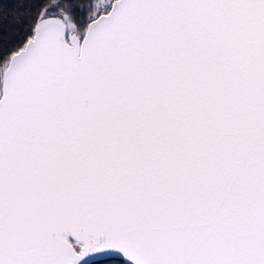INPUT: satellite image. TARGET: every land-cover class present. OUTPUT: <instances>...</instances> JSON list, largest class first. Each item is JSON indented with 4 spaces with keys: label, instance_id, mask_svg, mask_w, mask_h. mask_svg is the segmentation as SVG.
<instances>
[{
    "label": "snow or ice",
    "instance_id": "6c2138e0",
    "mask_svg": "<svg viewBox=\"0 0 264 264\" xmlns=\"http://www.w3.org/2000/svg\"><path fill=\"white\" fill-rule=\"evenodd\" d=\"M264 264V0H0V264Z\"/></svg>",
    "mask_w": 264,
    "mask_h": 264
},
{
    "label": "trees",
    "instance_id": "16d2710c",
    "mask_svg": "<svg viewBox=\"0 0 264 264\" xmlns=\"http://www.w3.org/2000/svg\"><path fill=\"white\" fill-rule=\"evenodd\" d=\"M8 2H11V0H8ZM61 2H64V0H61ZM74 3H80L82 0H73ZM93 264H119V261L115 259H103L101 261H94Z\"/></svg>",
    "mask_w": 264,
    "mask_h": 264
},
{
    "label": "water",
    "instance_id": "95a60500",
    "mask_svg": "<svg viewBox=\"0 0 264 264\" xmlns=\"http://www.w3.org/2000/svg\"><path fill=\"white\" fill-rule=\"evenodd\" d=\"M104 259H115L114 257H107V258H104Z\"/></svg>",
    "mask_w": 264,
    "mask_h": 264
}]
</instances>
